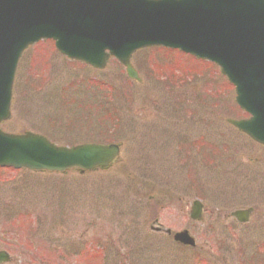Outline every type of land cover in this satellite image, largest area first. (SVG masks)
I'll return each mask as SVG.
<instances>
[{
  "label": "rangeland",
  "instance_id": "obj_1",
  "mask_svg": "<svg viewBox=\"0 0 264 264\" xmlns=\"http://www.w3.org/2000/svg\"><path fill=\"white\" fill-rule=\"evenodd\" d=\"M132 63L139 82L116 61L95 70L49 41L23 54L3 130L122 148L104 172L0 169V239L18 246L8 264H264V147L226 122L246 116L233 87L212 64L164 48ZM247 207L246 223L230 217ZM155 219L187 229L194 250L153 231Z\"/></svg>",
  "mask_w": 264,
  "mask_h": 264
},
{
  "label": "water",
  "instance_id": "obj_2",
  "mask_svg": "<svg viewBox=\"0 0 264 264\" xmlns=\"http://www.w3.org/2000/svg\"><path fill=\"white\" fill-rule=\"evenodd\" d=\"M51 39L58 52L103 69L109 57L140 81L130 63L138 49H177L215 63L249 114L228 122L264 146V0H0V122L10 116L17 61L29 45ZM118 145L57 146L32 132L0 130V166L33 171L107 169ZM194 202L192 218H199ZM251 208L231 216L249 220ZM169 232V231H167ZM173 239L194 246L187 230ZM0 258L7 256L0 253Z\"/></svg>",
  "mask_w": 264,
  "mask_h": 264
},
{
  "label": "trees",
  "instance_id": "obj_3",
  "mask_svg": "<svg viewBox=\"0 0 264 264\" xmlns=\"http://www.w3.org/2000/svg\"><path fill=\"white\" fill-rule=\"evenodd\" d=\"M77 250H78V249H77ZM77 250H74L73 252L68 253L67 255H70V256H72V257H75Z\"/></svg>",
  "mask_w": 264,
  "mask_h": 264
},
{
  "label": "flooded vegetation",
  "instance_id": "obj_4",
  "mask_svg": "<svg viewBox=\"0 0 264 264\" xmlns=\"http://www.w3.org/2000/svg\"><path fill=\"white\" fill-rule=\"evenodd\" d=\"M195 142V141H194ZM194 142H192V144H194ZM188 154V153H187ZM2 247H4V244H0V250H5Z\"/></svg>",
  "mask_w": 264,
  "mask_h": 264
},
{
  "label": "bare ground",
  "instance_id": "obj_5",
  "mask_svg": "<svg viewBox=\"0 0 264 264\" xmlns=\"http://www.w3.org/2000/svg\"><path fill=\"white\" fill-rule=\"evenodd\" d=\"M103 70V69H102Z\"/></svg>",
  "mask_w": 264,
  "mask_h": 264
}]
</instances>
